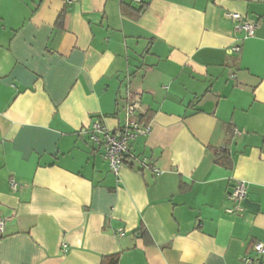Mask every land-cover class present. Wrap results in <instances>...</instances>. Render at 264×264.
Here are the masks:
<instances>
[{
	"label": "crops",
	"instance_id": "0c3cea01",
	"mask_svg": "<svg viewBox=\"0 0 264 264\" xmlns=\"http://www.w3.org/2000/svg\"><path fill=\"white\" fill-rule=\"evenodd\" d=\"M146 2L0 0V264H243L264 243V0ZM132 101L150 133L115 175L89 130Z\"/></svg>",
	"mask_w": 264,
	"mask_h": 264
},
{
	"label": "built area",
	"instance_id": "2783aa9c",
	"mask_svg": "<svg viewBox=\"0 0 264 264\" xmlns=\"http://www.w3.org/2000/svg\"><path fill=\"white\" fill-rule=\"evenodd\" d=\"M74 1V0H73ZM138 5L146 0H134ZM229 16L234 20L238 29L245 31L246 35L251 37L254 35L256 24L244 19L237 13H230ZM236 53L241 52V47L233 48ZM140 104L137 101H132L127 106V116L130 121L127 126L118 131H110L100 121L93 123L89 130V142L99 146L103 151V158L108 163L110 170L115 175L118 174L120 168L124 165L126 157L130 154V145L138 137L145 136L150 133L148 126L143 127L138 120H135L136 112ZM17 187L14 180L11 181V188L15 190ZM247 198V184L238 182L231 194V199L237 204L235 210H243V205ZM5 220L0 219V234L4 233ZM120 236L124 233L120 232ZM256 257H246L243 259V264H255L260 258L264 257V243H258L254 246Z\"/></svg>",
	"mask_w": 264,
	"mask_h": 264
},
{
	"label": "trees",
	"instance_id": "16d2710c",
	"mask_svg": "<svg viewBox=\"0 0 264 264\" xmlns=\"http://www.w3.org/2000/svg\"><path fill=\"white\" fill-rule=\"evenodd\" d=\"M147 8V2L144 1L142 4H139L137 6V8H131V7H128V6H124L123 7V13L127 16H130L131 18L133 19H138L142 13L146 10ZM64 20H65V13H62L59 17V20H58V26L62 27L63 26V23H64ZM141 125L143 124V118L140 120L139 122ZM143 127H146V125H142ZM123 129V128H122ZM121 130V129H119ZM118 131V130H116ZM130 152H131V145H130ZM219 152H223L224 153V150H221ZM219 152L217 153L219 155ZM129 156L126 157L125 159V162L127 161V158ZM125 164V163H124ZM119 255H113V256H110V257H106L103 261V264H118L119 262Z\"/></svg>",
	"mask_w": 264,
	"mask_h": 264
},
{
	"label": "water",
	"instance_id": "95a60500",
	"mask_svg": "<svg viewBox=\"0 0 264 264\" xmlns=\"http://www.w3.org/2000/svg\"><path fill=\"white\" fill-rule=\"evenodd\" d=\"M245 203H246V205L250 206V203H248V201H247V200L245 201Z\"/></svg>",
	"mask_w": 264,
	"mask_h": 264
}]
</instances>
